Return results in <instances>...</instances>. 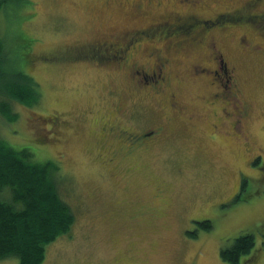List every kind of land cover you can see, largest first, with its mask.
I'll return each mask as SVG.
<instances>
[{"label":"rangeland","instance_id":"obj_1","mask_svg":"<svg viewBox=\"0 0 264 264\" xmlns=\"http://www.w3.org/2000/svg\"><path fill=\"white\" fill-rule=\"evenodd\" d=\"M158 1L161 6L142 11L133 8L136 0H24L15 18L16 12L0 14L8 45L14 30L31 40L24 68L39 89L34 105L12 103L14 121L0 114V138L28 148L34 161L58 164V193L75 216L71 228L46 245L42 264H232L220 249L249 231L256 244L240 264H264V53L258 50L264 24L255 20L253 31L211 28L206 43L214 41L227 63L221 84L211 72L195 74L199 66H215L208 47L176 46L179 36H166L159 16L207 17L239 9L244 0ZM159 56L169 61L164 94L160 81L141 84ZM234 78L240 90L234 97L248 104L242 124L231 117L235 91L226 84ZM53 115L62 122L48 134ZM115 125L159 132L131 153L128 142L122 147L107 140L108 130L102 133ZM257 153L256 165L250 157ZM244 178L242 197L222 203ZM206 219L210 229L196 222L192 232L196 220ZM0 264L18 262L9 256Z\"/></svg>","mask_w":264,"mask_h":264},{"label":"trees","instance_id":"obj_2","mask_svg":"<svg viewBox=\"0 0 264 264\" xmlns=\"http://www.w3.org/2000/svg\"><path fill=\"white\" fill-rule=\"evenodd\" d=\"M23 1L0 0V14L13 16L16 12L15 18L16 8ZM8 37L11 45L7 44L6 34H0V114L5 121H14L17 113L12 110V103L34 105L39 89L24 68L31 40L15 30ZM57 171L54 161H34L28 148L16 149L0 138V259L15 256L18 264H42L46 245L71 228L75 216L58 193ZM198 223L203 230L211 227L207 219ZM255 244L254 234L244 232L219 253L226 262L240 264L241 256L249 254Z\"/></svg>","mask_w":264,"mask_h":264},{"label":"flooded vegetation","instance_id":"obj_3","mask_svg":"<svg viewBox=\"0 0 264 264\" xmlns=\"http://www.w3.org/2000/svg\"><path fill=\"white\" fill-rule=\"evenodd\" d=\"M187 0H184V3ZM189 1V0H188ZM201 1H205V0H190V4L191 2H194V4H198L200 5ZM242 7H239V9H237V7H234L232 10H228V11H218L216 13H213L211 15H207V17H203V16H195L194 14H187V15H180L179 13H173V14H165L162 16H159V19H162L161 23H165V25L163 26V29H167L165 32V35L168 36L170 35V33L173 34V36H179L177 37V40L175 42L176 46H187V44L192 45L193 47L195 46V48H201L202 45H204L205 47H208L209 52L211 54L210 59L212 60V62L215 63L214 68H206L203 66H199V69H195V74L197 75L198 72H208L212 74L213 79L217 78V81H219L221 84L223 83V80L221 79L222 76V67L223 66H227L226 64V60L223 58L221 51H219V53H217V48L215 46L214 41H211L210 43H206V37L207 35L210 33L211 28L213 27H218L221 26L223 29L225 28H235L237 26H247L248 28H250L252 31L255 30V26H256V22H262L264 24V9L259 8L260 5L264 8V0H244ZM162 4L158 1V0H136L135 3H133V8L135 10H142L145 7H149V8H153L154 7H158L161 6ZM241 9V13H245V11H248V13L250 14L249 18L244 17L243 15L237 14L239 12V10ZM241 19L246 20L247 22L244 24L242 22H240ZM232 20H236V22H240L239 24H233L231 25V23H229V21ZM136 31H134L133 35L135 34ZM132 35V37H133ZM260 36H262V38L264 39V34H260ZM132 38L129 41H125V45H129L131 43ZM112 42V41H111ZM113 43V42H112ZM248 43V42H247ZM168 49L169 47H173V43L168 44ZM263 47H259L258 50H260V52L264 53V48L261 49ZM148 52V54H151L148 50H146ZM215 54V55H214ZM117 59H123V56L120 55H116L115 56ZM97 58H104V56L101 57H97ZM159 64L157 65V68L155 71L151 70V73L153 75L147 76L144 75L143 76V82L146 83V81L151 80L154 83H156V81H160L161 84L158 85L159 87V91L164 94V86H168V84L165 82V79L167 78V73L165 76H163V70L165 69V66L168 65V60L163 59L162 57L159 56ZM216 68V70H215ZM232 67H231V72H232ZM134 73L136 74H140L139 71H135ZM234 73V71H233ZM231 80V79H230ZM235 80V78H234ZM233 79L231 80L232 82L230 83L232 87H230V85L227 87H230V89H233L235 91V93L233 91H230V97L232 98V96H237L236 94H240V90H238V81ZM161 86V87H160ZM226 87V86H225ZM227 91L225 90L224 94H226ZM220 98H222L220 96ZM226 100L228 99L225 95L224 97ZM229 102V101H228ZM172 103V102H169ZM234 107V112H233V116L231 117H236V121L235 123H241L242 120L244 119L245 116H247V114L249 113L248 111V104H246L244 101H242L239 97H234L233 99V104ZM173 107H176L175 104L172 105ZM224 117H227L226 114ZM186 120L189 123L190 120L192 119V117H188L186 116ZM219 120H223V118H217ZM49 124L51 125L49 127V130L46 132L48 134L51 133H57V127L61 124L62 120H59L58 116H50L49 119ZM197 121V119H196ZM211 126L212 131H215L218 128L217 124H211L208 123ZM242 124V123H241ZM241 127V125H240ZM161 127H158V130H160ZM108 130L109 132V136L107 137V140H111L112 142L119 140L120 145H122V143L128 142L129 146L125 147L126 151L129 152H133L135 150V147L140 145L141 143L145 142L148 140V138L150 136H153L155 134H157L159 131L156 132L155 129H148V131L145 132H133L127 128H122L121 126L115 125L114 126H108L107 128H102V133L104 134L106 131ZM235 132H238V130L236 129ZM239 135L236 137L239 141V144L242 145V147L244 148V152L250 153V146L247 141L245 140V138L243 137L242 133L238 132ZM245 140V141H244ZM244 141V142H243ZM126 144V143H125ZM121 147V146H120ZM122 147H124L122 145ZM120 152V151H119ZM121 154V152H120ZM262 158V154L257 153L255 155H251L250 157V162L254 163L257 165V163H260L259 160ZM261 168V167H260ZM262 172L264 173V168H261ZM247 179L244 178L240 181L237 191L234 194H231L229 197H226V199H224L222 201V203H227L228 201H237L240 199V197H242V194L244 192H246V187H244L245 183H246ZM238 195V197H237ZM248 195L244 196V199H247ZM198 221L200 220H196L194 223L196 224V227L194 230H192V232H195L196 229L198 228ZM197 222V223H196Z\"/></svg>","mask_w":264,"mask_h":264}]
</instances>
